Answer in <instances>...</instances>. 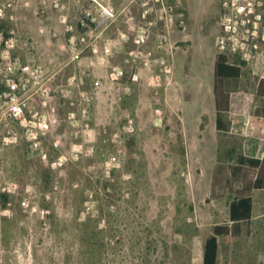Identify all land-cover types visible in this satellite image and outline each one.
Instances as JSON below:
<instances>
[{"label": "rangeland", "instance_id": "rangeland-1", "mask_svg": "<svg viewBox=\"0 0 264 264\" xmlns=\"http://www.w3.org/2000/svg\"><path fill=\"white\" fill-rule=\"evenodd\" d=\"M177 1L176 16L174 0H111L113 53L91 66L69 62L55 0H0V34L12 38L0 46V86L17 81L4 72L14 58L42 70L35 88L27 82L24 119L0 97V194L10 195L6 209L0 197V264H192L193 238L223 220L203 204L240 139L226 133L210 152L196 119L208 110L215 127L217 54L242 68L222 82L224 115L264 109V0ZM63 4L72 14V0ZM262 197L254 193V216Z\"/></svg>", "mask_w": 264, "mask_h": 264}, {"label": "crops", "instance_id": "crops-1", "mask_svg": "<svg viewBox=\"0 0 264 264\" xmlns=\"http://www.w3.org/2000/svg\"><path fill=\"white\" fill-rule=\"evenodd\" d=\"M64 1L66 2L67 0ZM63 3L57 0H55L54 3V5L57 6L62 12L60 18L64 16L72 17L80 9L82 4L84 3V0H72V14L69 13L70 8H67ZM48 6L49 8H51L52 3L49 2ZM68 37L69 35L66 34L65 40H67ZM96 68L98 69V67H93V71H97L95 70ZM109 75H112L111 72H109ZM95 82L101 83L99 80H96ZM208 92L209 96H212V103L211 105H209L212 111L214 100L216 119L215 127L211 131L208 130V123H210L212 120V116L207 113L208 110H204V112L202 113V115H204L206 118L204 127L202 129L200 128V124L202 123V121H200V119L198 118L196 119V125L201 134V137L206 138L209 141L210 145L212 144V149H209L210 152H216L221 147L220 139L224 137V134L229 133L238 136L241 145L238 148L231 146L228 149H225V153L234 149L235 153L243 154L249 158L262 159L264 155V116L257 114H242L240 117L234 118L231 115H228L227 117L223 115V129L219 130L217 129V109L214 97V86L212 90ZM186 117L187 113L185 119ZM185 122L186 121L184 120L182 121L183 127L186 124ZM232 130H235V132H233ZM203 146L204 145L200 147ZM239 187L240 184L238 182L234 183V188L237 189ZM261 191L264 192V189L252 190L249 193L252 197L251 218L247 221L240 222L233 226V222L230 221L229 218V205L230 202L234 199L235 194L225 188L222 184H213V177L210 179L208 193L204 201L205 203L203 204V211H205L207 215H210L212 217H219L223 220H219L213 223L211 229H205V235L199 234L198 236H195L193 238L192 264H203L204 244L206 239L209 236L213 235V228L215 225H226L229 232L228 239H225L223 236L217 237L218 250L216 264H264V197L259 199V201L256 203L257 214L256 216H254V193ZM254 217L256 218V221H258V223L256 229H251V224L253 223ZM241 239L246 240V242L239 245L240 252L237 254L236 251L230 249V247L234 243L240 242ZM221 242H223L226 247L222 248ZM259 244V254L254 259V261H251L249 250H255V248L258 247Z\"/></svg>", "mask_w": 264, "mask_h": 264}, {"label": "built area", "instance_id": "built-area-1", "mask_svg": "<svg viewBox=\"0 0 264 264\" xmlns=\"http://www.w3.org/2000/svg\"><path fill=\"white\" fill-rule=\"evenodd\" d=\"M118 16L119 11L112 5L111 0H84L80 9L72 17H61L65 32L69 35L64 46L69 53V62L79 64L83 59H87L91 66L103 64L113 53V45L104 34ZM11 39H6L1 33L0 46L7 45ZM122 41H126V36L123 34L114 46H118ZM218 44L221 48H225L223 38L218 41ZM7 64L5 76L14 75L18 82L13 78H6L5 91L0 92V97L13 105V116L22 120L24 119L23 111L27 109L28 100L32 95L27 82L31 81L35 88L39 83L38 79L42 76V70L38 66L23 65L18 58L10 60ZM116 70L114 68L112 75L122 76L123 72L120 70L116 72ZM80 72L85 73L84 70ZM25 75L29 77L26 78ZM74 79L75 77H72V80Z\"/></svg>", "mask_w": 264, "mask_h": 264}, {"label": "trees", "instance_id": "trees-1", "mask_svg": "<svg viewBox=\"0 0 264 264\" xmlns=\"http://www.w3.org/2000/svg\"><path fill=\"white\" fill-rule=\"evenodd\" d=\"M214 94L217 109V129H223V115L229 111V95L221 88L225 79H239L242 75V68L239 64L230 63L224 54H217L214 65ZM4 86H0V92ZM256 94L264 98V79H260ZM257 115L264 116V109H257ZM204 127V122L200 128ZM228 163L219 164L213 176V184H222L225 188L235 194L229 205V218L233 226L251 218L252 212V190L264 189V155L262 159L249 158L243 154L230 150L226 153ZM240 184L239 188H234V183ZM1 206L6 209L10 195L1 193ZM228 227L226 225H215L213 235L209 236L204 244L203 264H216L217 259V237L223 236L228 239Z\"/></svg>", "mask_w": 264, "mask_h": 264}, {"label": "flooded vegetation", "instance_id": "flooded-vegetation-1", "mask_svg": "<svg viewBox=\"0 0 264 264\" xmlns=\"http://www.w3.org/2000/svg\"><path fill=\"white\" fill-rule=\"evenodd\" d=\"M179 4H180V2H178L177 0H174V2H173V10H174V12H175L174 14L176 16L179 14V11H180V9H179L180 5ZM183 9L185 10V8H183ZM180 14H181V16H184V12H181Z\"/></svg>", "mask_w": 264, "mask_h": 264}, {"label": "bare ground", "instance_id": "bare-ground-1", "mask_svg": "<svg viewBox=\"0 0 264 264\" xmlns=\"http://www.w3.org/2000/svg\"><path fill=\"white\" fill-rule=\"evenodd\" d=\"M259 159V158H258Z\"/></svg>", "mask_w": 264, "mask_h": 264}]
</instances>
